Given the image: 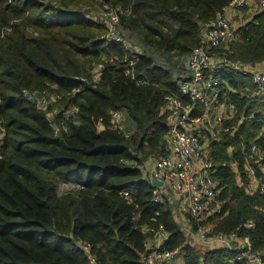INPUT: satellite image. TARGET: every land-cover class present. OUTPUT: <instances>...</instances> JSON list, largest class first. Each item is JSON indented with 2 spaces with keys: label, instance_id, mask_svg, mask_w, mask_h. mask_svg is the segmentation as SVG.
<instances>
[{
  "label": "trees",
  "instance_id": "obj_1",
  "mask_svg": "<svg viewBox=\"0 0 264 264\" xmlns=\"http://www.w3.org/2000/svg\"><path fill=\"white\" fill-rule=\"evenodd\" d=\"M230 1L98 0L128 10L120 17L121 27L136 33L145 48L168 57H182L198 47L204 27ZM93 6L94 0H0V120L5 129L0 264H87L78 242L90 244L100 264H141L142 224H162L170 235L165 248L183 246L184 264H198L199 252L184 245L171 206L151 203L152 187L145 176L148 161L166 154L171 116L164 97H180L175 80L150 56L131 55L98 40L105 31L85 10ZM235 27L230 60L264 62V10ZM110 55L117 57L116 66L106 67L92 88L91 70ZM128 68L145 84L125 75ZM216 74L229 82V101L251 118L232 136L223 134L211 142L210 155L218 163L238 162L244 182L245 156L237 147L241 141H255L264 153V99L255 96L250 74ZM51 86L63 94L62 106L78 108L76 122L55 117L67 128L58 136L46 114L21 93ZM73 89L79 91L71 95ZM115 110L123 111L133 126L128 137L111 128ZM213 178L222 214L210 219V233H236L248 237L253 249L264 250V198L247 194L226 167H219ZM64 184L80 189L58 195ZM247 222L252 225L246 227ZM232 258L226 249L206 253L207 264H244Z\"/></svg>",
  "mask_w": 264,
  "mask_h": 264
},
{
  "label": "built area",
  "instance_id": "obj_2",
  "mask_svg": "<svg viewBox=\"0 0 264 264\" xmlns=\"http://www.w3.org/2000/svg\"><path fill=\"white\" fill-rule=\"evenodd\" d=\"M94 0V7L100 6ZM102 10L88 13L87 17L104 29L98 37L106 44H115L131 55L129 40L124 36L120 24L121 15L129 11H119L108 4H101ZM252 9L253 14L264 10V0H231L223 12L218 13L202 31L200 45L192 49L183 58V71L175 77L180 97L166 95L165 109L171 116V124L165 135L166 154L150 159L146 165V177L152 187L151 203L153 205L171 206L172 217L177 227L185 236L184 245H190L199 252L198 264H207L206 253L210 250L227 245V253L233 252L232 261L244 264H264V250H255L248 237H239L236 233L229 235L211 234L209 221L222 214L220 191L213 174L219 167H226L235 174L237 182L244 191L259 194L264 198V153L255 142L241 141L237 149L245 156L242 165L247 180L242 181L239 163L229 161L218 163L210 155L209 145L217 142L221 135L232 136L238 128L251 117L240 114L238 108L229 101L232 90L224 77L217 75L219 71H233L239 74H250L251 82L256 91L255 96L264 99V70L255 71L256 65L244 64L230 60V43L235 38V12ZM252 17V16H251ZM249 19L243 20V23ZM4 32L0 34L3 37ZM140 54V53H139ZM129 65L133 60H128ZM116 56H105L90 72L92 88H96L101 80V72L106 67H115ZM125 75L137 85L145 84L144 79H137L132 68L125 69ZM80 80L87 81L84 78ZM79 90L73 89L71 95ZM22 96L37 110L43 111L50 119L53 135L61 131L67 132L66 126L57 124L54 119L60 116L63 121L76 122L78 108L75 105L62 106L63 94L51 86L49 90H22ZM111 128L130 135V123L125 113L115 110L110 113ZM264 129V110H263ZM128 127V130H127ZM5 139V129L0 120V149ZM229 153L233 147H230ZM149 162H151L149 164ZM155 180L159 186L152 185ZM77 189H80L77 186ZM247 193V194H248ZM128 199L127 193H122ZM252 195V194H249ZM264 213V207L261 208ZM247 222L246 227H250ZM141 231L145 234L142 246L144 249L141 264H184L183 246L172 250L165 244L170 235L162 224H142ZM232 244H236L232 247ZM77 246L83 253L87 264H100L92 252L90 244L81 242Z\"/></svg>",
  "mask_w": 264,
  "mask_h": 264
},
{
  "label": "rangeland",
  "instance_id": "obj_3",
  "mask_svg": "<svg viewBox=\"0 0 264 264\" xmlns=\"http://www.w3.org/2000/svg\"><path fill=\"white\" fill-rule=\"evenodd\" d=\"M103 8H102V6H101V4H100V6L99 7H97V8H95L94 6L92 7V8H86L85 10H86V12H88V13H97V12H99L100 10H102ZM247 10H244L243 12H246ZM234 21H235V24L236 25H238L239 23H241L242 21L239 19V18H237V17H235L234 18ZM129 33L125 30L124 31V36L127 38V39H129L130 40V38H131V35H128ZM135 34V33H134ZM129 36V37H128ZM131 42V41H130ZM131 45L133 46V47H135V46H137L138 47V49L137 48H132V52H134V53H144V54H146V55H148V56H150L152 59H154L155 61V64L156 65H158V66H160V67H163V68H165V69H168L169 67H171L170 65H173V66H177V68L179 69V70H181V71H183V58H178V57H170V59H168L167 57V55H165L166 56V58L168 59V61L164 64L162 61H160L158 58H157V52H152V51H150V49L148 50V49H146V48H144V45L143 46H139L140 45V43H139V41H136L135 40V37H133V39H132V42H131ZM155 51V50H154ZM170 65H169V64ZM175 68V67H174ZM179 74H181V72L179 73ZM62 105V104H61ZM76 190H78L77 189V187H76V185H72V184H66V185H64V187H62V185L59 187V189H58V195H63V194H65V193H67V192H70V191H76Z\"/></svg>",
  "mask_w": 264,
  "mask_h": 264
},
{
  "label": "crops",
  "instance_id": "obj_4",
  "mask_svg": "<svg viewBox=\"0 0 264 264\" xmlns=\"http://www.w3.org/2000/svg\"><path fill=\"white\" fill-rule=\"evenodd\" d=\"M252 14H253V11H252V9H249V10H247L246 12H240V11H238V12H235L234 13V15L237 17V18H239L242 22L241 23H239L237 26H242V24H243V20H247V19H249V18H251V16H252ZM245 20V21H246ZM129 34L128 35H131V38H130V40H129V42L131 41L132 42V39H133V37H135V40L136 41H139V43H140V45L139 46H143V43H142V40L139 38V36L135 33H130V32H128ZM129 37V36H128ZM131 42H130V44H131ZM131 48H137L138 49V47L137 46H135V47H133L132 45H131ZM145 48V47H144ZM146 49H148V48H146ZM149 50V49H148ZM150 51H152V52H157V58L160 60V61H162L164 64L168 61V59H170V57H167L166 58V56L163 54V53H160V52H158V51H154V49H150ZM153 61H155L154 59H153ZM169 64V63H168ZM156 65V64H155ZM170 65V64H169ZM158 66V65H157ZM171 67H169L168 69H165L166 71H168L169 72V74L175 79V77H179L181 74H179L180 72H182L181 70H179L178 68H177V66H173V65H170ZM175 67V68H174ZM161 68H163V67H161ZM259 70H264V62H262V63H259V64H256V66H255V71H259ZM131 128V130H132V128H133V126L130 124V127H129V129ZM127 130H128V127H127ZM151 162H149V164H150ZM145 174H146V171H145ZM146 176V175H145ZM64 185H66V184H64ZM64 185H62V187H64ZM246 193H248L247 191H246ZM248 194H253L252 192L251 193H248ZM226 246L227 245H223L222 246V248H217V246H215L216 247V249H213V250H211V251H214V250H219V249H223V248H226ZM232 247H235L236 246V244H232L231 245Z\"/></svg>",
  "mask_w": 264,
  "mask_h": 264
},
{
  "label": "water",
  "instance_id": "obj_5",
  "mask_svg": "<svg viewBox=\"0 0 264 264\" xmlns=\"http://www.w3.org/2000/svg\"><path fill=\"white\" fill-rule=\"evenodd\" d=\"M152 185H154V186H159L160 183H158L157 181L153 180V181H152Z\"/></svg>",
  "mask_w": 264,
  "mask_h": 264
}]
</instances>
